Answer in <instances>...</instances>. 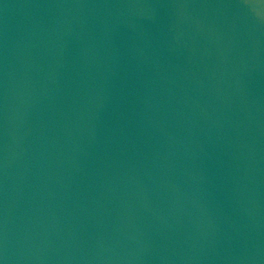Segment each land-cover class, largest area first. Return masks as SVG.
I'll list each match as a JSON object with an SVG mask.
<instances>
[{
    "label": "water",
    "instance_id": "water-1",
    "mask_svg": "<svg viewBox=\"0 0 264 264\" xmlns=\"http://www.w3.org/2000/svg\"><path fill=\"white\" fill-rule=\"evenodd\" d=\"M264 0H0V264H264Z\"/></svg>",
    "mask_w": 264,
    "mask_h": 264
},
{
    "label": "clouds",
    "instance_id": "clouds-1",
    "mask_svg": "<svg viewBox=\"0 0 264 264\" xmlns=\"http://www.w3.org/2000/svg\"><path fill=\"white\" fill-rule=\"evenodd\" d=\"M253 9L259 11L260 9H264V5L255 4V5H253Z\"/></svg>",
    "mask_w": 264,
    "mask_h": 264
}]
</instances>
